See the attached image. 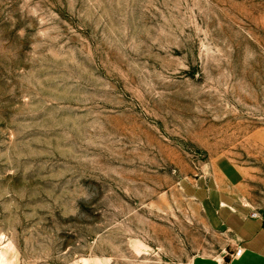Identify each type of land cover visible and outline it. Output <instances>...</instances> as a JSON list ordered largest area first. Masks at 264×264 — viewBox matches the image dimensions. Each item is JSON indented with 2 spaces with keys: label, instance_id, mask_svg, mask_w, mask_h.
I'll list each match as a JSON object with an SVG mask.
<instances>
[{
  "label": "rangeland",
  "instance_id": "374dc122",
  "mask_svg": "<svg viewBox=\"0 0 264 264\" xmlns=\"http://www.w3.org/2000/svg\"><path fill=\"white\" fill-rule=\"evenodd\" d=\"M220 157L263 209L264 0H0V264L219 260Z\"/></svg>",
  "mask_w": 264,
  "mask_h": 264
},
{
  "label": "crops",
  "instance_id": "0c3cea01",
  "mask_svg": "<svg viewBox=\"0 0 264 264\" xmlns=\"http://www.w3.org/2000/svg\"><path fill=\"white\" fill-rule=\"evenodd\" d=\"M197 170L180 179L186 196L203 207L215 228L236 240L228 255L207 264H264V208L257 210L241 201L244 174L226 157L202 164ZM238 246L244 248L241 256L235 255Z\"/></svg>",
  "mask_w": 264,
  "mask_h": 264
},
{
  "label": "built area",
  "instance_id": "2783aa9c",
  "mask_svg": "<svg viewBox=\"0 0 264 264\" xmlns=\"http://www.w3.org/2000/svg\"><path fill=\"white\" fill-rule=\"evenodd\" d=\"M253 215L257 216V213H254ZM243 252H244V248L242 246H238V248H237V250L235 252V255L236 256H241Z\"/></svg>",
  "mask_w": 264,
  "mask_h": 264
}]
</instances>
